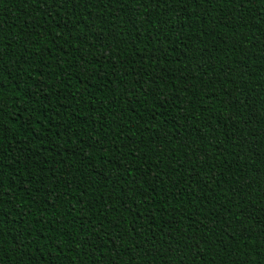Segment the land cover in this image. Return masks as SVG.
<instances>
[{
    "label": "trees",
    "instance_id": "16d2710c",
    "mask_svg": "<svg viewBox=\"0 0 264 264\" xmlns=\"http://www.w3.org/2000/svg\"><path fill=\"white\" fill-rule=\"evenodd\" d=\"M0 54V264H264V0H0Z\"/></svg>",
    "mask_w": 264,
    "mask_h": 264
},
{
    "label": "snow or ice",
    "instance_id": "6c2138e0",
    "mask_svg": "<svg viewBox=\"0 0 264 264\" xmlns=\"http://www.w3.org/2000/svg\"><path fill=\"white\" fill-rule=\"evenodd\" d=\"M45 2L47 3V0H45ZM68 2H69V0H51V5L53 7H56L57 5H63V4H66ZM192 2L200 3V4L207 3L209 5H212L215 3V0H192ZM227 2L230 5H236L239 7H243L245 3H247L249 5L252 4L253 0H227ZM143 3H144L145 8L147 9V5L149 3H155L157 7H160V6L168 4V3H172V4L181 3V4H183L184 0H143ZM9 47H11V45H9ZM2 59H3V54H0V60H2ZM0 70H2V65H0ZM27 75L30 78L31 74L28 73ZM241 107H243V104H241ZM0 136H3V129L2 128H0ZM3 204H4V200L2 199V194H0V215L3 214V209H2ZM9 211H11V210H9ZM132 230L135 231V228H133ZM199 246H200V241H197L195 247L199 248ZM100 247H103V243H101Z\"/></svg>",
    "mask_w": 264,
    "mask_h": 264
}]
</instances>
